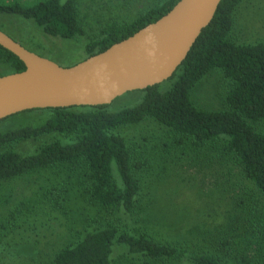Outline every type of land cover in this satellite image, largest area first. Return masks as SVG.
<instances>
[{"label": "trees", "instance_id": "1", "mask_svg": "<svg viewBox=\"0 0 264 264\" xmlns=\"http://www.w3.org/2000/svg\"><path fill=\"white\" fill-rule=\"evenodd\" d=\"M178 1L157 0L130 19L111 17L104 23L96 20L95 24L82 21L78 0H0V14L31 21L52 37L70 40L85 36L81 61L155 22ZM244 2L221 0L210 24L173 76L124 94L135 98L120 109L112 108V103L32 109L0 120L17 115L36 119L0 132V184L29 174H43L45 180L33 202H45L48 207L53 202L57 207L61 206V196L70 199L87 193L99 211L107 212L104 220L59 248L49 264H264V236L258 238L248 227H243L241 234L228 231L239 221L234 216L227 229L215 224L200 230L196 237H184L178 242L151 235L135 218L142 190L136 171L145 167L147 160L143 161V153L136 149L141 147L136 145L140 141L129 140L123 133L130 126L153 120L172 133V142L180 150L196 151L194 158L198 162L216 167V173L224 174L232 185L236 178L244 179L264 196V131L257 127L264 124V41L234 39L238 10ZM0 29L9 32L1 25ZM0 65L4 68L0 76L26 69L16 55L1 45ZM216 70L222 76L225 105L209 108L195 104L197 86ZM50 134L57 138L35 152L16 149L24 141ZM77 169L84 180L82 188L70 185L62 171L72 174ZM0 194L4 196V192ZM244 235L251 238H243L240 247ZM246 242L257 245L254 251L248 253ZM232 245L238 248L230 250Z\"/></svg>", "mask_w": 264, "mask_h": 264}, {"label": "rangeland", "instance_id": "2", "mask_svg": "<svg viewBox=\"0 0 264 264\" xmlns=\"http://www.w3.org/2000/svg\"><path fill=\"white\" fill-rule=\"evenodd\" d=\"M155 1L78 0L82 21L88 24H95L96 20L104 23L111 17L119 21L130 19L132 14ZM0 25L28 49L62 65L78 62L84 56L85 36L70 40L52 37L33 22L13 14H0ZM233 37L242 42L264 41V0H246L239 7ZM3 69L0 65V72ZM223 91L220 71H212L197 86L193 101L202 107L222 108L225 105ZM134 96H120L112 102V108L117 110L130 104ZM29 120L36 121L35 117L25 115L0 121V132L9 126L26 125ZM257 127L264 131V124H257ZM123 133L129 140L140 141L136 145L141 147L135 145V148L143 153L140 158L147 160V165L136 171L142 190L135 218L151 235L166 242H178L184 237H196L200 230L215 224L224 226L222 230L227 229L229 219L234 216L239 221L228 227V231L241 234L243 227H248L258 238L264 236V196L248 186L244 179L236 178L237 182L232 185L224 174L216 173V167L198 162L194 158L196 151L180 150L172 142V133L153 120L130 126ZM144 137L147 138L144 140ZM56 138V135H44L24 141L16 149L32 153ZM62 171L70 185L82 188L83 178L78 169L72 174ZM45 177L29 174L0 184V193L4 192V196L0 194V264H49L59 248L75 241L91 225L96 226L106 218L107 212L99 211L87 193L70 199L61 196V206L57 207L53 202L50 207L45 202H33ZM6 198L11 199L4 202ZM209 234L212 238L211 231ZM243 238L251 237L242 236L240 247L244 244ZM246 244L248 253L257 246ZM231 247L230 250L238 248Z\"/></svg>", "mask_w": 264, "mask_h": 264}, {"label": "water", "instance_id": "3", "mask_svg": "<svg viewBox=\"0 0 264 264\" xmlns=\"http://www.w3.org/2000/svg\"><path fill=\"white\" fill-rule=\"evenodd\" d=\"M220 2L179 0L155 22L70 66L28 49L0 29V45L26 66L0 76V120L32 109L107 105L168 80Z\"/></svg>", "mask_w": 264, "mask_h": 264}]
</instances>
